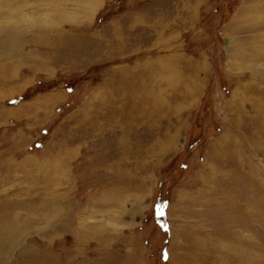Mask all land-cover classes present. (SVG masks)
Returning a JSON list of instances; mask_svg holds the SVG:
<instances>
[{
    "label": "rangeland",
    "instance_id": "obj_1",
    "mask_svg": "<svg viewBox=\"0 0 264 264\" xmlns=\"http://www.w3.org/2000/svg\"><path fill=\"white\" fill-rule=\"evenodd\" d=\"M261 56L264 0H0V264H264Z\"/></svg>",
    "mask_w": 264,
    "mask_h": 264
},
{
    "label": "crops",
    "instance_id": "obj_2",
    "mask_svg": "<svg viewBox=\"0 0 264 264\" xmlns=\"http://www.w3.org/2000/svg\"><path fill=\"white\" fill-rule=\"evenodd\" d=\"M83 1H85V0H83ZM101 7H102V4L100 2H97V7L94 9V11L92 10L89 12L91 14L88 13L89 15H87V14L86 15L89 16V18H92L93 16H95L99 12Z\"/></svg>",
    "mask_w": 264,
    "mask_h": 264
},
{
    "label": "bare ground",
    "instance_id": "obj_3",
    "mask_svg": "<svg viewBox=\"0 0 264 264\" xmlns=\"http://www.w3.org/2000/svg\"><path fill=\"white\" fill-rule=\"evenodd\" d=\"M86 12H87V11H86ZM89 14H91V13H89ZM89 14H88V15H89ZM92 14H93V13H92ZM9 39H10V38H9L8 36H5V41H7V40H9ZM261 57L264 58V56H261ZM199 246H200V245H199ZM199 246H198V247H199ZM241 262L244 264V262L242 261V259H241Z\"/></svg>",
    "mask_w": 264,
    "mask_h": 264
},
{
    "label": "snow or ice",
    "instance_id": "obj_4",
    "mask_svg": "<svg viewBox=\"0 0 264 264\" xmlns=\"http://www.w3.org/2000/svg\"><path fill=\"white\" fill-rule=\"evenodd\" d=\"M162 214V213H161Z\"/></svg>",
    "mask_w": 264,
    "mask_h": 264
}]
</instances>
